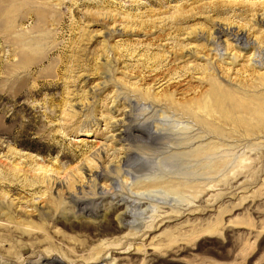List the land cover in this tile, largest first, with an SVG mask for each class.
I'll list each match as a JSON object with an SVG mask.
<instances>
[{
	"label": "rangeland",
	"instance_id": "rangeland-1",
	"mask_svg": "<svg viewBox=\"0 0 264 264\" xmlns=\"http://www.w3.org/2000/svg\"><path fill=\"white\" fill-rule=\"evenodd\" d=\"M53 259L264 264V0H0V264Z\"/></svg>",
	"mask_w": 264,
	"mask_h": 264
},
{
	"label": "bare ground",
	"instance_id": "bare-ground-1",
	"mask_svg": "<svg viewBox=\"0 0 264 264\" xmlns=\"http://www.w3.org/2000/svg\"><path fill=\"white\" fill-rule=\"evenodd\" d=\"M22 18V17H21ZM216 34H225V31L224 30H218ZM236 37V35H235ZM240 41H242V38H240ZM244 45L248 44V42H244L243 43ZM243 48V47H242ZM260 49V48H259ZM244 50V48H243ZM248 72V71H247ZM252 77V76H251ZM258 85V84H257ZM212 90V88H211ZM235 90V89H234ZM239 90V89H238ZM210 91V89H209ZM225 91V90H223ZM222 90L219 91V90H215V92L212 93V95H210V100H211V103H212V106L214 107H219L221 106V104H223V101L222 100H231L229 96H232L233 93H235V91L231 90L229 92H223ZM244 92V91H243ZM247 93V91L245 92ZM238 94V93H237ZM232 98V97H231ZM198 103V102H197ZM238 105V104H237ZM227 109L229 110V112L231 111H238L237 110V106H235V104H227L226 105ZM242 108V107H241ZM243 109V108H242ZM239 111H240V108H239ZM243 111V110H242ZM245 112V111H244ZM247 112V111H246ZM232 114V112H231ZM196 117V116H195ZM245 122V121H244ZM243 122V123H244ZM134 125V124H133ZM135 134H141V135H144L145 137L147 138H151L153 137V134H151V132L145 128V127H141V126H132V127H129L127 128L125 126L124 130L122 131H119L118 133V138L120 140L124 139L123 137H126V136H134ZM241 162H243V160H241ZM52 264H62L60 261H58L57 259H53L51 261ZM48 264V263H47Z\"/></svg>",
	"mask_w": 264,
	"mask_h": 264
}]
</instances>
